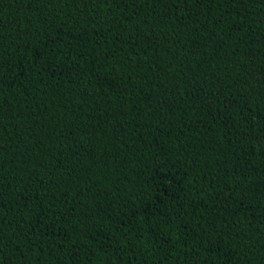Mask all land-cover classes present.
Returning <instances> with one entry per match:
<instances>
[{
	"label": "trees",
	"instance_id": "obj_1",
	"mask_svg": "<svg viewBox=\"0 0 264 264\" xmlns=\"http://www.w3.org/2000/svg\"><path fill=\"white\" fill-rule=\"evenodd\" d=\"M0 264H264V0H0Z\"/></svg>",
	"mask_w": 264,
	"mask_h": 264
}]
</instances>
